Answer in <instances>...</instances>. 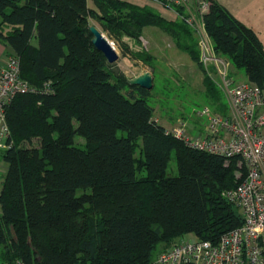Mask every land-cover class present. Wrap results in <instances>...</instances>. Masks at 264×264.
<instances>
[{
  "label": "trees",
  "instance_id": "16d2710c",
  "mask_svg": "<svg viewBox=\"0 0 264 264\" xmlns=\"http://www.w3.org/2000/svg\"><path fill=\"white\" fill-rule=\"evenodd\" d=\"M91 1L0 0V40L9 46L8 57L20 59L21 77L31 85L51 87L17 94L6 110L4 264H149L160 243L169 244L164 250L184 235L216 243L243 223L224 193L242 180L244 165L167 135L154 118L152 92L107 62L89 27L97 19L105 30L138 41H123L122 52L152 68L154 77L157 58L141 36L145 26L161 28L203 72L197 105L228 114L217 78L200 61L194 29L125 0ZM209 2L203 22L217 55L264 88L259 35L223 4ZM173 153L178 175L169 176ZM142 170L147 173L139 175Z\"/></svg>",
  "mask_w": 264,
  "mask_h": 264
},
{
  "label": "built area",
  "instance_id": "2783aa9c",
  "mask_svg": "<svg viewBox=\"0 0 264 264\" xmlns=\"http://www.w3.org/2000/svg\"><path fill=\"white\" fill-rule=\"evenodd\" d=\"M151 1L175 10L178 18L194 29L200 61L217 78L229 103L228 114L208 104L197 106L193 113L203 123L182 118L166 127V134L226 161L238 158L245 172L242 180L224 193L243 216L240 226L223 233L216 243L194 235L181 236L149 264H264V88L249 80L234 79L230 61L217 55L203 22V15L210 9L209 0ZM194 1H198L195 8ZM44 91H51V87L31 85L21 77L20 59L8 57L0 70V149L9 147V103L17 94Z\"/></svg>",
  "mask_w": 264,
  "mask_h": 264
},
{
  "label": "rangeland",
  "instance_id": "374dc122",
  "mask_svg": "<svg viewBox=\"0 0 264 264\" xmlns=\"http://www.w3.org/2000/svg\"><path fill=\"white\" fill-rule=\"evenodd\" d=\"M226 1L227 3L231 4L232 7L234 6L233 1L235 0ZM89 5L93 6L91 0H89ZM197 5L198 1H194L193 7L195 8ZM90 21L92 24L99 26L106 37L113 42V45L120 55L119 60L115 64L120 70L124 71L126 75L132 77L135 71L146 67L142 61L133 58V56L130 54L124 55L121 49L123 41H127L128 43H134L135 41V43L139 44L138 41L136 42V40L130 38V36H127L124 33L117 35L105 30L102 26V22L97 19H92ZM258 33L264 43V26L259 28ZM167 37L170 38V41L167 40ZM141 41L144 48L148 49L154 54L159 53L156 62L157 76L154 78L153 88L150 89L152 94L149 99V103L155 109L154 117L158 118L159 121L167 127L176 124L180 119L184 118L182 117L183 113L188 116L187 118H189L191 122H195V120H197L198 122L203 123L204 120L197 119L193 113L194 109L199 106L197 104L203 102V96L201 93H199L201 89H204L202 81L203 72L201 68L197 66L198 64L193 62L194 60H192V58H190L187 53L181 52L173 44H171V42H173L171 37L165 34V32H163V30L157 26L149 25L144 27L142 30ZM155 44H158V46H155ZM154 47L157 49H154ZM133 48L137 49L136 47ZM175 50L177 53L173 52ZM146 69H149L148 71L151 73L153 71L150 67H146ZM230 70L231 75L237 81L247 80V74L244 69H238L231 65ZM188 76L193 78L194 82H192ZM188 82H190L192 85ZM127 90L128 89L124 90V92L126 93ZM122 134H124V132L119 131V135ZM78 143L84 145L85 139L83 137L78 138ZM135 156L138 165H140V160L143 157L142 140L137 143ZM146 173V170H142L138 174L145 175ZM167 173L169 176L178 175V166L175 153L172 154ZM178 238L179 237L174 239L173 242ZM167 245L169 244L165 242L158 245L154 251L152 261L156 259L159 252L162 251ZM0 264H4L2 263L1 259Z\"/></svg>",
  "mask_w": 264,
  "mask_h": 264
},
{
  "label": "crops",
  "instance_id": "0c3cea01",
  "mask_svg": "<svg viewBox=\"0 0 264 264\" xmlns=\"http://www.w3.org/2000/svg\"><path fill=\"white\" fill-rule=\"evenodd\" d=\"M125 1H128L130 3L136 4V5L141 6V7H145L146 6V7L152 8L153 10L158 11L160 14H162L163 16H165L166 18L171 19V20H175V19L178 18L175 10L168 9V8L158 4L156 2H153L151 0H125ZM216 1H218L219 3L223 4L224 6H226L233 13V15H235L239 20H241L246 25H248L251 28H253L257 32V34L259 35V33H258L259 32V28L264 26L263 25V22H264V0H255V1L254 0H251V1H248V0H237L236 1L235 0V1H233V4H234L233 7L231 6V4L227 3L226 0H216ZM150 26H153V25H150ZM8 29H10V27H7V30ZM165 34L170 36L166 32H165ZM259 37H260V35H259ZM171 39L173 41V42H171V44H173L176 47L175 42H174L172 37H171ZM260 39H261V37H260ZM167 40L170 41V38L167 37ZM155 46H158V44H155ZM154 49H157V48L154 47ZM9 52H10L9 46H7L5 43H3L0 40V70L5 66L6 61L8 59ZM173 52L177 53L176 50L173 51ZM152 54H154V53H152ZM154 55L156 56V58H158L159 53L158 54H154ZM146 67L142 68V69H138L137 71L134 72V75L132 77L131 76L130 77L133 78V77L139 75L141 72H143L145 70H149V69H146ZM156 76H157V74L155 75V77ZM189 77L190 76H188V78ZM203 78H204V75L202 77V81H203ZM190 79L192 80V82H194L193 78L190 77ZM247 80H248V78H247ZM242 81H245V80H242ZM188 83L191 84L190 82H188ZM193 87H195V86H193ZM202 92H204V89H201V91L199 93H202ZM224 97H225V99H226V101L228 103V100H227L225 95H224ZM228 106H229V103H228ZM154 115H155V112H154ZM154 118L159 121L158 118H156V117H154ZM164 126H166V125H164ZM0 140H1V138H0ZM6 171H7V163L2 159V157L0 155V194H1L3 179H4V175H5ZM1 213H2V209H1V204H0V216H1Z\"/></svg>",
  "mask_w": 264,
  "mask_h": 264
},
{
  "label": "water",
  "instance_id": "95a60500",
  "mask_svg": "<svg viewBox=\"0 0 264 264\" xmlns=\"http://www.w3.org/2000/svg\"><path fill=\"white\" fill-rule=\"evenodd\" d=\"M89 29L92 34L91 41L95 48L103 53L109 64L116 63L119 60L120 55L113 45V42L106 37L103 31L96 24L90 25ZM129 82L150 90L154 86V76L150 71L145 70L139 75L130 78Z\"/></svg>",
  "mask_w": 264,
  "mask_h": 264
}]
</instances>
